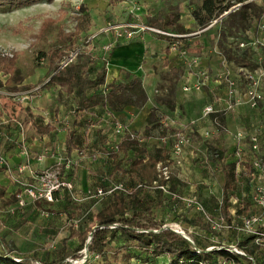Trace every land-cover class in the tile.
I'll use <instances>...</instances> for the list:
<instances>
[{
    "label": "crops",
    "instance_id": "crops-1",
    "mask_svg": "<svg viewBox=\"0 0 264 264\" xmlns=\"http://www.w3.org/2000/svg\"><path fill=\"white\" fill-rule=\"evenodd\" d=\"M249 1L251 2V0H243V4ZM257 5L260 7L259 4ZM253 20L252 26L245 31V36L248 40H258L263 45L261 47H264V30L259 31L256 26L258 23L264 25V11L259 20ZM189 22L195 28H191L190 25L185 26L183 22L181 23L185 29L192 31L183 36L187 39L186 42L191 49L190 53L185 52L182 54L170 50L163 52L166 46L164 41L159 39H157L158 42H154L155 44L149 45L148 50L137 43L113 48L106 64V83H111L114 80L119 81L124 76V72L139 77L147 95V102L140 109L127 106L119 112H110L97 107L91 112H79L75 116L74 98L62 92L61 99L58 101L57 92L59 88L44 90L37 96L28 97L27 100H30V105L22 103L20 119L27 120L28 125L33 123L34 126L42 127L49 124L54 127V130L42 135L36 133L34 138H27L31 155L30 164L22 170L20 173L22 175L16 177L17 180L26 178V180L32 182L30 177L34 174L59 162V159H63L68 162L64 166L63 180L69 182L72 188L69 191L63 189L55 193V200L57 201L60 197L64 207L65 201H68L67 206L70 204V199L75 202L84 200L82 197L87 199V193L91 190L90 186H93L91 192H97L102 187L100 183H97L99 179H93L87 175L88 168H92V172L99 173H106L108 168H110V171L112 170V167H103L100 164L98 165L97 162L102 155L101 151L104 148L108 149L110 142L115 141L117 144L122 139L123 135L120 136L115 133L116 123H118L123 125L126 132L130 134L141 135L146 126L150 128L149 137L141 139L143 140L142 143L148 155L153 156L155 151L163 150L168 156L169 160L166 162L170 164L173 182V189L171 190L175 193L180 195V190L182 191L185 187H189V192L186 194L188 197H193L190 194L195 193L188 175L189 172L195 170V166L192 167L190 164L197 161L199 165H202L199 163L202 160L201 153L195 151L198 143H204L206 147L209 145L224 151L225 156L230 158V160L226 158V161L235 163L234 196L237 190L242 191V193H250V187L246 185V182L252 175L246 173L245 166L247 163V165H250V158H252L249 155V138L251 135H257L259 153L264 154V124H262L261 116V111L264 108V89L263 102L261 103L263 105L258 106L257 109L250 108L244 100L245 88L242 90L238 88V82L241 80L238 73L239 67L226 63L216 49L218 39L215 34H217V28H212V26L211 28L198 30L192 16ZM252 50L253 61L264 67V51L262 52V48ZM184 54L189 57L187 59L183 58L181 55ZM173 68H180L183 72L176 82L174 108L169 110L162 102L158 103L156 97L166 94L165 89L158 94L157 88L159 85H166V81L162 80L161 77ZM46 71L43 75L46 74ZM41 72L42 70H37L36 76H40ZM197 84H202V86L195 89L194 86ZM232 84L235 86V90L231 89ZM23 85L38 87V84L31 82ZM185 87L188 88L187 91H184ZM207 106H212V114L220 113L223 115L224 128L223 133L220 135L217 134L214 127L211 119L212 114L207 117L203 116V110ZM151 112H153V118L149 123L148 118ZM31 119L34 121L32 122ZM74 122L76 124L75 129L80 136V150L72 151L67 157L64 151V138L67 129H71ZM163 130H166L165 133H163ZM170 130L172 132H169ZM82 131L86 136H81ZM177 132H183L188 135L189 139L191 138L190 142L193 141L191 147L182 150L178 161L172 154L173 138ZM205 133L214 135L211 141L205 139ZM239 146L242 147V154L241 157L237 158L234 151ZM42 151L46 156H43V160L39 162L36 160V156ZM231 154L233 155L231 156ZM0 155L5 159L7 168L12 170L10 171L11 177L8 176L6 171L0 173V185L7 188V196L19 191L18 202L10 207H17L20 210L19 201L23 204L26 200L24 211L28 214L29 212L33 213L37 203L35 201L31 202L26 196L24 197L23 192H20V187L15 188L9 185V180L14 181L15 174H12L14 173L13 170L17 165L24 162L22 150L19 145L4 143L0 136ZM100 160H103L104 164L107 163L106 165L112 164L113 171L127 177V180H135L136 182L147 180L150 182L155 175V167L149 163L147 157H144L142 164L136 168L133 174L122 172L129 169L130 164L126 161L121 165L120 170L115 168V163L111 158H109L110 163L103 157ZM196 170L200 171L199 169ZM220 173L222 193L223 174L221 170ZM194 176L200 177L201 174L200 172L196 174L194 171ZM110 180L113 181L112 177ZM95 181L96 183H94ZM239 182L243 183L239 184ZM116 184L120 183L110 184L104 191H108ZM12 190L15 191L12 192ZM155 194V191H151V195L144 191L141 196L144 199L151 200L155 199ZM160 195L161 208L162 205L170 201L165 195ZM40 204L42 208L51 207L52 205L43 201ZM229 211L231 212V207Z\"/></svg>",
    "mask_w": 264,
    "mask_h": 264
},
{
    "label": "trees",
    "instance_id": "trees-1",
    "mask_svg": "<svg viewBox=\"0 0 264 264\" xmlns=\"http://www.w3.org/2000/svg\"><path fill=\"white\" fill-rule=\"evenodd\" d=\"M40 1L48 3L54 0H0V9H21L31 6ZM120 0H109L112 5ZM235 0H201L191 11L192 19L198 30H203L213 21L219 18L225 11H228ZM243 2L242 1H238ZM263 14V9L256 2L251 1L239 6L236 10L229 12L223 17L220 24L219 38L216 49L222 55L226 63L235 67L254 70L259 67L252 59L253 50L251 48H238L240 37L245 36V31L253 19L259 20ZM91 15L84 5H80L77 13L73 15V29L65 32L61 27L60 19L47 18L41 22L35 39L39 49L35 51L33 66H44L47 68L45 82L33 91L35 85H22L23 76H18L10 66L12 60H3L1 71L8 78L0 80V90L5 89L10 93L20 91H30V96H37L44 90L59 88L57 100L60 101L62 92L67 96H72L75 101L74 115L79 112H91L94 108L100 107L112 112H119L124 107L130 106L137 109L142 108L147 102V95L142 86L141 79L128 72L119 81L106 83V64L112 51L106 57H98L102 62L98 69L91 72L89 65L94 62L96 56L88 47L80 49L77 43L91 30ZM181 13L177 7H169L163 16L147 17L146 27L154 28L170 35H186L191 33L185 29L181 23ZM166 34H156L159 40L167 43L164 52L170 50V45L176 44L179 51L191 52L185 37H176ZM247 41V40H245ZM79 49V50H78ZM71 62L63 67L61 63L72 53L76 52ZM113 50V49H112ZM44 62V63H43ZM42 63V64H41ZM12 67V66H11ZM183 70L173 68L161 78L166 81V85H159L157 92L166 90L164 96L158 95L156 100L162 102L169 110H173L175 105L176 82L182 75ZM9 74V75H8ZM156 101V102H157ZM28 112V110H27ZM153 118L150 113L148 122ZM211 119L217 134L223 133L224 119L220 113L212 114ZM37 134H47L54 130V127L46 124L44 126H34ZM76 124L73 123L71 129H67L64 138V151L67 157L74 150H80V136L77 133ZM166 130H163L165 133ZM169 132H172L171 130ZM150 128L146 126L141 133L130 134L126 132L116 149L110 152V158L115 163V168L121 170V165L126 161L130 164L129 169L123 173L133 174L139 167L144 157L148 158L152 166L157 163H165L169 160L163 150H157L154 155H148L147 150L140 139L149 137ZM190 136V134H189ZM191 137V136H190ZM211 160L218 162L223 174L221 213L228 218V210L231 207L230 200L233 195V186L236 180L235 163L226 161L225 152L207 145ZM235 154V151H234ZM5 167L0 166V173L5 171ZM246 173H253L251 165L245 166ZM156 178L149 182V184ZM172 177L170 188L173 189ZM148 184V185H149ZM146 191L145 188L135 186L133 190L125 193H113L109 203L97 213L95 227L90 230L91 240L87 244L88 258L82 264H217L218 260L233 261L235 264H245L242 261L252 264H262L260 247L252 244V237H242L237 243V248L244 252V256H238L228 251L227 247L219 246L218 249L206 252L200 249L196 241L190 243L180 235L169 229L163 228V223L155 219L153 213L161 205V193L155 191V199L147 200L141 196ZM19 191L7 196V188L0 185V204L2 207H10L18 202ZM65 198V196H64ZM65 201L64 207H67ZM66 213L67 210L64 209ZM229 219V218H228ZM122 239L123 246L120 247V256L110 258L105 252V247L110 240L116 236ZM0 238V264H36L24 259L16 260L11 256V250L4 247ZM81 242L73 249L62 247L59 257L50 262L42 264H74L73 260L82 258L81 252L85 247ZM136 249V253L130 254L129 248ZM69 260V261H68ZM93 261V263H91ZM40 264V263H39Z\"/></svg>",
    "mask_w": 264,
    "mask_h": 264
},
{
    "label": "rangeland",
    "instance_id": "rangeland-1",
    "mask_svg": "<svg viewBox=\"0 0 264 264\" xmlns=\"http://www.w3.org/2000/svg\"><path fill=\"white\" fill-rule=\"evenodd\" d=\"M238 1L242 0H235L233 6L243 4V2L239 3ZM251 1L259 4L264 11V0ZM200 2L201 0H120L112 5L109 3V0H54L50 3L40 1L21 9H0V71L1 67L4 66L1 62L11 59L13 62L10 69L13 68L19 77H24L22 85L31 82L38 84V87H40L47 74V68L44 66H33L35 51L39 49L35 35L38 32L40 24L47 18H59V23L63 30L69 32L74 26L72 21L73 15L77 13L80 5H84L91 15L92 27L88 34L83 35V38L77 43V47L80 51L84 46L88 47L96 56L94 62L89 65L91 76H93V72L98 69L102 62L98 57H106L107 53L112 51L113 48L137 43L142 47H146V50H148L149 45L155 44L154 42L158 39L156 32L148 29L139 30L133 27L134 25L146 27L145 22L147 17L163 16L168 8L172 6L177 7L181 12V22L185 26L190 25L191 28H195L189 20L191 19L192 9ZM219 22L213 24L214 26L212 27L217 28V34H215V36L217 35V39L219 38L220 32ZM253 22L249 25L252 26ZM128 33H131L130 37L127 36ZM237 37L239 39L237 41L239 42L248 40L243 36L240 37L237 35ZM164 45L167 47L166 42H164ZM261 48L263 52L264 47L258 46V49ZM78 50L69 55L71 59H74ZM170 51H172L171 48ZM181 56L186 59L189 57L187 54ZM37 70H42L40 76H36ZM45 71L46 74L43 75ZM7 78V75L4 76L0 72V80L5 81ZM238 88L241 90L245 88V83L242 80H239ZM21 93L24 92L22 91ZM22 103L24 105H30V100L21 102L20 92L10 93L5 89L0 90V136L4 143L19 145L21 150L25 149L30 154L27 138H34L36 132L33 123L28 125L27 120L23 121L20 119ZM21 111L23 110L21 109ZM261 116L262 124H264V108L261 111ZM31 121L33 122L34 120L31 119ZM36 121L40 122L38 120ZM18 124L21 125V128ZM81 133V136H86L83 131ZM211 134L208 133V135L204 136L207 141H211L213 138L214 135ZM191 142L184 146L183 149L191 147ZM110 143L108 149L104 148L101 151V157L107 161H109L110 152L114 151L117 145L115 141ZM206 148V144L198 143L195 151L201 153L202 160L199 163L202 165H199L197 161L190 164L192 167L193 165L195 166L194 171L196 174L200 172L201 176H194V171L189 172L188 175L190 183L192 184L191 186L194 187L193 190L195 191L194 194L190 195L201 203L204 213L197 212L194 209H186L179 203L169 202L154 211L153 215L155 219L164 225L180 224L181 229L190 240L196 241L200 249L207 251L211 248L215 249L219 246L226 247L227 245L235 244L237 242V235L233 232L212 231L206 216L211 221H217L223 217L227 221H236L238 223L242 216L255 215L264 219V212L256 207L253 201L254 184L257 179L251 177L246 182V185L250 187V193H242V191L237 190V193L233 196L238 201L235 214L231 215L228 210L229 219L222 215L221 173L218 162L211 160V156ZM250 153L249 155L251 157ZM40 155L46 156L43 151L37 156ZM259 155L264 159V154L261 155L259 153ZM101 157L98 158L97 164L103 167H112L111 171L110 168H108L106 173L92 172V168H88L87 170V175L90 178L99 179L97 183L102 185L99 190L105 192L104 189L113 183L122 184L128 191L133 190L135 186L140 184H149L147 180L140 182L127 180V177L113 171L112 164H104L103 160H100ZM236 157L238 158L239 156ZM227 160H230L228 156ZM66 163L67 161L65 160L62 161L61 165H58V162H56L45 169H58L59 176L62 179ZM35 175L30 177L32 182H29L26 178H21L20 184L9 180V185L15 188L20 187V192L22 193L28 185L35 182ZM111 177L113 181L110 180ZM242 183L239 182V184ZM92 188L93 186H90L91 190ZM91 190L87 193V199L86 197H82L84 200L81 202H75L70 199L71 202L67 207L62 206L63 201L60 197L57 201L53 197L51 207L42 208L40 203L43 200L35 201L37 203L35 204V210L33 213L29 212V214L24 211L26 200L25 203L23 202V205H20V210L17 207H7L4 209L0 204L1 243H3L5 248L11 250L10 254L16 260L24 259L36 264L57 259L64 245L69 249H73L81 244V242H84L86 245L83 250H86L87 244L91 240L90 230L95 227L97 221V213L109 203L111 198V195L97 196L96 192H91ZM14 191L12 190V192ZM146 191L148 195H151V191L154 190L146 189ZM188 192L189 187H185L182 191L180 190V195L188 197L186 195ZM23 195L24 197L26 196L25 194ZM31 202L33 201L31 200ZM63 209H66L67 212L65 213ZM246 213L247 215H245ZM123 245L122 239L117 235L106 245L105 252L110 258H119L121 253L120 247ZM237 249L240 250L239 248ZM129 252L133 255L137 251L133 247H130ZM242 262L248 264L245 261Z\"/></svg>",
    "mask_w": 264,
    "mask_h": 264
},
{
    "label": "built area",
    "instance_id": "built-area-1",
    "mask_svg": "<svg viewBox=\"0 0 264 264\" xmlns=\"http://www.w3.org/2000/svg\"><path fill=\"white\" fill-rule=\"evenodd\" d=\"M242 4L232 6L228 11H225L219 18L216 20H213L208 27L214 26L213 24L220 21L223 17H225L229 12L236 10L239 6ZM257 29L259 31L264 30V25L262 23H258ZM136 29L139 30H153L157 34H166L159 30H156L154 28L134 25ZM170 35V34H166ZM128 37L131 36V33L127 34ZM170 36H176V37H183L185 35H170ZM258 46H263L260 44L258 40L252 39L247 41H240L238 43V48L244 49V48H251L256 49ZM172 51L177 53H185V51H179L176 44H172L170 47ZM71 56H69L65 61H63L60 65V67L65 66L69 62H71ZM238 73L240 75V79L245 83V91H244V100L246 104L252 108L257 109L258 106L263 102V89H264V67L259 66L258 68L254 70H249L246 68H239ZM202 86V84H197L194 86L195 89H199ZM39 87L34 88L33 91L37 90ZM231 89L235 90V86L232 84ZM188 88L185 87L184 91H187ZM20 91V101L24 102L28 99V96L30 95V91H23L24 93H21ZM229 108V107H228ZM213 113L212 106H207L203 110V116L207 117L210 114ZM18 126L21 125L18 124ZM215 127V126H214ZM216 129V128H215ZM217 131V129H216ZM115 133L117 135H124L126 133V129L123 125L116 123V129ZM205 135H208V133H205ZM140 143L143 142V140H139ZM190 143V139L188 135L184 134L183 132H177L173 138V144H172V154L174 155V158L176 161H178V157L181 154L184 146L188 145ZM250 143V151L252 160L250 161V165L253 169L252 176L253 179H257L256 183L254 184V190H253V201L256 204V207H258L260 210L264 212V159L259 155V145H258V138L256 134H253L249 138ZM242 154V147H236L235 149V156L241 157ZM22 155L24 157V162L17 165L15 169L13 170L15 174L14 182L20 184V180H17V176L22 172L24 168H26L30 164L31 155L27 150L22 149ZM37 161H42L43 156H36ZM63 159H59L58 165L62 164ZM68 164V162L66 163ZM0 166L5 167V171L8 172V176H12L10 174L11 169L7 168L5 165V159L0 155ZM155 173L156 178L149 184V185H138V188H145L149 190H156L159 191L162 195H165L170 202H175L181 204L186 209H194L197 212L204 213L203 207L200 202H198L193 197H184L181 196L170 188L171 183V168L170 164L165 163H157L155 166ZM59 170L58 169H44L39 173H36L34 176L35 182L31 185H28V187L25 188L23 194H25L30 200L32 201H38L43 200L45 203H52L53 197L55 193L59 192L60 190L67 189L68 191L71 189V185L69 182L61 179L59 176ZM126 189L122 184H116L112 186L108 191H101L98 190L96 192L97 196H104V195H111L113 193H125ZM20 197V196H19ZM20 205H23L22 202L19 201ZM231 205V215L235 214V208L238 206V201L236 197H232L230 200ZM206 219L209 222L210 228L212 231L215 232H233L237 236V242L234 244L227 245V249L230 253L238 255V256H244V252L242 250L237 249V243L240 241L242 237H252V244L260 247L261 252V260L262 264H264V219L262 217H258L255 215H249V216H242L238 223L236 221H227L223 217H221L217 221H211L207 216ZM163 228L169 229L172 232L180 235L181 237H184L186 239L190 238L184 233V231L181 229L180 224H168L163 225ZM241 237V238H240ZM191 241V240H190ZM192 242V241H191ZM215 249H218L215 248ZM209 250H213L212 248ZM207 250V251H209ZM206 251V252H207ZM89 253L86 250H83L82 258L78 260H73L72 262L74 264H82L86 261L88 258ZM69 261V260H68ZM217 264H235L233 261H226L224 259L218 260ZM256 264V263H252Z\"/></svg>",
    "mask_w": 264,
    "mask_h": 264
},
{
    "label": "water",
    "instance_id": "water-1",
    "mask_svg": "<svg viewBox=\"0 0 264 264\" xmlns=\"http://www.w3.org/2000/svg\"><path fill=\"white\" fill-rule=\"evenodd\" d=\"M184 238V237H183ZM184 239H186V238H184ZM187 241H189L190 243H192L189 239H186Z\"/></svg>",
    "mask_w": 264,
    "mask_h": 264
}]
</instances>
